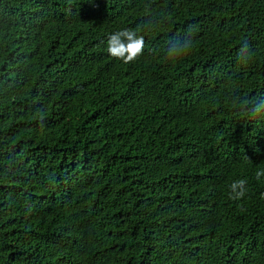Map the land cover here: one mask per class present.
<instances>
[{"label": "trees", "instance_id": "trees-1", "mask_svg": "<svg viewBox=\"0 0 264 264\" xmlns=\"http://www.w3.org/2000/svg\"><path fill=\"white\" fill-rule=\"evenodd\" d=\"M148 18L134 62L107 52ZM235 96L264 98V0H0V264H264Z\"/></svg>", "mask_w": 264, "mask_h": 264}, {"label": "clouds", "instance_id": "clouds-1", "mask_svg": "<svg viewBox=\"0 0 264 264\" xmlns=\"http://www.w3.org/2000/svg\"><path fill=\"white\" fill-rule=\"evenodd\" d=\"M155 18H148L140 29H123L110 35L107 42V52L115 59L121 60L125 64L134 62L145 50V37L140 34L142 30H148L155 27ZM194 41L189 35L183 38H175L168 42L167 56L170 60L179 59L181 56L192 50ZM251 58V51L247 46L241 47L239 51V61L246 64ZM234 103L238 108L246 111V114L252 119L264 120V98H242L234 97ZM256 179L264 177V169L257 170ZM247 181L239 179L233 181L230 185L231 198L234 200L242 199L247 191Z\"/></svg>", "mask_w": 264, "mask_h": 264}]
</instances>
